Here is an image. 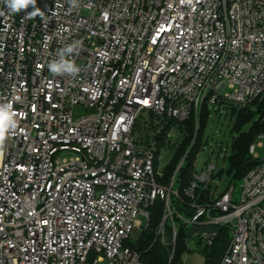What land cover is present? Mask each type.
<instances>
[{
	"label": "built area",
	"instance_id": "1",
	"mask_svg": "<svg viewBox=\"0 0 264 264\" xmlns=\"http://www.w3.org/2000/svg\"><path fill=\"white\" fill-rule=\"evenodd\" d=\"M263 94L264 0H35L18 12L0 0V264H146L127 242L158 199L171 259L192 225L208 247L228 228L220 264H264V132L239 197L235 183L212 192L217 163L195 161L192 213L178 208L195 140L162 182L181 123Z\"/></svg>",
	"mask_w": 264,
	"mask_h": 264
},
{
	"label": "trees",
	"instance_id": "2",
	"mask_svg": "<svg viewBox=\"0 0 264 264\" xmlns=\"http://www.w3.org/2000/svg\"><path fill=\"white\" fill-rule=\"evenodd\" d=\"M218 106H224L227 113L236 120L234 129L238 132V135L233 137L232 151L227 158L228 167L218 172L216 177L222 179L223 174L226 173L230 183L240 182L252 168L250 162L254 161L253 156L250 153V146L256 141L257 136L261 132H264V122L259 118L256 119L258 115L260 116L264 113V100L261 101V97H258L253 102L243 107L233 102H221ZM255 106L257 108L254 110L253 107ZM210 115L211 108L205 104L198 125L194 115L184 123L180 124V127L185 131L184 138L174 159L166 167V176L164 180H162L164 183L170 181L180 160L190 148L193 140H195L194 146L191 148L185 163L179 171V194L184 203L182 204L179 200H175L178 208L186 215H190L192 210L188 206L190 199L187 198L184 190L193 180L192 172L194 169V163L197 154L205 144L204 132ZM249 122H252V126L247 132H243L242 130L244 126ZM211 194L212 192L210 190L207 191L203 200H210ZM163 213L164 202L161 199H158L151 208V219L148 228L142 233L136 242L128 241L127 243L141 253L142 259L146 264H181L182 255L188 249V228L181 227L179 229L175 254L171 259V247L165 246L156 235V228L163 219ZM229 238L230 234L228 228H221L214 245L212 247H205L206 260L204 264H220L224 251L228 245Z\"/></svg>",
	"mask_w": 264,
	"mask_h": 264
},
{
	"label": "rangeland",
	"instance_id": "3",
	"mask_svg": "<svg viewBox=\"0 0 264 264\" xmlns=\"http://www.w3.org/2000/svg\"><path fill=\"white\" fill-rule=\"evenodd\" d=\"M264 100V94L261 97V101ZM257 107H253L255 110ZM219 110V111H216ZM76 113L81 112H88L86 109L77 108L76 107ZM150 113L145 112L142 115L143 119H146L149 121ZM259 118V115L256 117V119ZM236 120L232 118L228 113L224 106L219 107L218 105L215 108H211V115L208 118L207 126L204 132V141H205V148L206 150H202L200 154L196 158V168L200 170L205 166L206 161L213 160L215 163H217V172H220L224 167H228V159L224 158V152L227 150L228 156L230 155L232 151V143H233V137L238 135V132L234 129ZM252 126V122L247 123L244 128L243 132H247L250 127ZM136 136H139V132L137 131ZM262 144L257 145L255 149V153L260 158H264V138L261 140ZM164 166V164H163ZM162 166V169H163ZM230 181L226 173L223 174L222 179L217 178L212 184V192L216 194L223 193L229 186ZM236 197L240 196L241 188L240 183L236 182ZM175 189L178 188V184H176ZM175 200H177V197H174ZM264 206V202H263ZM139 219L142 222L143 230H146L148 220L144 216H140ZM192 225L188 226V231L192 228ZM168 236L170 237V226L168 227ZM140 230L136 231L135 236L139 235ZM191 234V232H190ZM138 240L137 237L132 238L133 242H136ZM188 249L184 252L182 255V262L184 264H204L206 260V243L202 240L200 235H196L193 238H191L190 235H188Z\"/></svg>",
	"mask_w": 264,
	"mask_h": 264
},
{
	"label": "clouds",
	"instance_id": "4",
	"mask_svg": "<svg viewBox=\"0 0 264 264\" xmlns=\"http://www.w3.org/2000/svg\"><path fill=\"white\" fill-rule=\"evenodd\" d=\"M7 3L11 11L18 12L26 8L30 3L34 4L35 0H7ZM53 68H55V65H53ZM8 107L10 108L11 106L8 105ZM7 119L8 117L6 115L0 117V124H3V122ZM14 126H15V123L13 124V127ZM5 134H6L5 128L0 126V145L3 144V141L5 139Z\"/></svg>",
	"mask_w": 264,
	"mask_h": 264
},
{
	"label": "water",
	"instance_id": "5",
	"mask_svg": "<svg viewBox=\"0 0 264 264\" xmlns=\"http://www.w3.org/2000/svg\"><path fill=\"white\" fill-rule=\"evenodd\" d=\"M258 162L257 161H252V162H250V165L251 166H254V165H256Z\"/></svg>",
	"mask_w": 264,
	"mask_h": 264
}]
</instances>
